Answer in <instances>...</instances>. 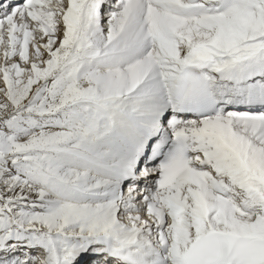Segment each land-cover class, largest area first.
Returning a JSON list of instances; mask_svg holds the SVG:
<instances>
[{"label":"snow or ice","instance_id":"6c2138e0","mask_svg":"<svg viewBox=\"0 0 264 264\" xmlns=\"http://www.w3.org/2000/svg\"><path fill=\"white\" fill-rule=\"evenodd\" d=\"M0 264H264V0H0Z\"/></svg>","mask_w":264,"mask_h":264}]
</instances>
